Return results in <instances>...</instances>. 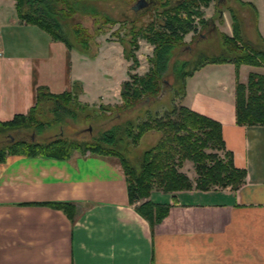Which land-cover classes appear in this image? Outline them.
<instances>
[{
    "label": "crops",
    "instance_id": "0c3cea01",
    "mask_svg": "<svg viewBox=\"0 0 264 264\" xmlns=\"http://www.w3.org/2000/svg\"><path fill=\"white\" fill-rule=\"evenodd\" d=\"M239 2L254 11L255 42L264 47V0ZM96 41V54H83L20 20L14 0H0V121L27 114L38 87L58 94L78 81L77 98L88 106L121 98L131 62L120 40ZM254 68L205 64L186 77L181 96L182 105L220 123L226 151L245 171L237 189L165 197L151 190L148 200L169 205L151 225L136 210L143 200L129 202L115 157L7 155L0 162V264H264V124L235 120L236 82L260 73ZM53 201L72 203L74 218L44 204Z\"/></svg>",
    "mask_w": 264,
    "mask_h": 264
},
{
    "label": "trees",
    "instance_id": "16d2710c",
    "mask_svg": "<svg viewBox=\"0 0 264 264\" xmlns=\"http://www.w3.org/2000/svg\"><path fill=\"white\" fill-rule=\"evenodd\" d=\"M14 1L20 20L37 25L49 33L53 39L61 40L69 47L75 46L59 32L64 26L63 20L68 17L64 14L65 5L72 6L75 11L79 8V4L83 5L86 1ZM198 1L203 2L204 5H207L208 2L207 0H183L181 3L174 4L171 0H162L161 8L155 12L154 18L144 22L142 27L135 24L129 26L127 34L129 39L127 38L126 41L123 38L120 39L124 57L130 60L131 64L128 80L121 84L122 104L119 109H125L136 104L142 97H155L159 93L161 72H163L169 55H171L175 45L179 46L183 43L184 35L195 28L193 25L194 16L201 15L200 11L196 9ZM182 12H184V16H181ZM104 22L115 23L109 18H105ZM200 22L203 24L205 21L200 19ZM96 26L94 29L99 32L100 27L96 28ZM138 36L153 45L152 55L149 58L150 66L143 75L130 72L139 66V60L135 55ZM222 41V49L224 50L222 54L227 53L230 56L221 55L203 59L196 62L189 70L185 69L188 62L179 65L176 72L180 79V83L176 87L177 94L183 95L186 77L205 64L232 62L236 67L241 64H260L254 59H248L247 54H243L245 53V45L239 42L241 39L235 24L233 35L222 34ZM78 42L82 46V50L86 52L93 44L90 38L87 40L85 36H79ZM126 43L129 46H126ZM77 48L80 51L81 48L78 46ZM256 54L261 59L264 58V50L260 49L256 51ZM80 91L81 87L78 81L73 83L70 91H63L58 94L48 92L44 87H38L36 102L29 112L27 114H15L10 120L0 121V134L5 135L12 130L22 128H32L34 132L40 131L42 127L50 123L42 119L46 112L45 106H51L50 111L53 112V116L63 115L64 112L79 116L87 111L83 119H92L97 116L95 110L89 108L87 104L77 102V95ZM47 102H51V104L48 105ZM235 120L239 125L264 124V76L249 74L246 84L236 82ZM134 128L137 131L136 134H134ZM148 130L158 132L160 137L152 148L144 151L140 158L141 167L136 170L123 153L117 150L115 144L121 141L122 136L130 138L133 135L134 138V136H139ZM111 132L106 134L108 138L99 137L94 142H78L62 137L38 142L25 139L16 140L11 137L12 140L0 147V162L7 155L67 159L74 151L84 153L86 150L97 154L116 155L125 169L129 202L133 204L143 200L136 206V210L151 225L161 222L169 208L167 204L153 203L148 200L153 187L156 186L163 192L191 189L192 182L188 176L177 169L184 161L192 163L197 174L194 187L199 190H209L211 187H230L235 190L244 181L245 171L234 166L232 154L225 149L220 123L183 105L172 106L161 115H155L151 121H143L135 126L131 123L123 126L116 125ZM112 143V147L109 146ZM20 147L22 148L20 149ZM44 204L62 210L71 220L75 216V206L70 202L53 201Z\"/></svg>",
    "mask_w": 264,
    "mask_h": 264
},
{
    "label": "rangeland",
    "instance_id": "374dc122",
    "mask_svg": "<svg viewBox=\"0 0 264 264\" xmlns=\"http://www.w3.org/2000/svg\"><path fill=\"white\" fill-rule=\"evenodd\" d=\"M84 1L86 2L83 5L79 4V8L75 11L72 6L68 4L65 5L66 9L64 14L68 17L63 20L64 26L59 30V32L67 37L71 44L76 47L78 46L79 48L82 47L78 42L79 36H85V39L87 40L90 38L93 44L90 46L89 50L86 52L81 48L80 52L87 55H94L96 54V51H98V47L95 43L96 40V42H99L100 44H104L105 41H119L121 38L126 41L129 36H127L130 28L129 26L131 24H135L136 26L142 27L144 22H148L150 18H154L156 14L155 12L161 8L160 3L162 0H156L155 6H153L150 10L147 9L141 12L140 14H135L130 8L134 2L133 0ZM207 1V5H204L201 1L197 2L196 9L200 11L201 15L194 16L193 25L195 28L184 35L183 43L179 46H174L171 55H169V58L167 59L163 72H161V81L159 82L160 90L155 97H142L136 104L126 107L125 109H119V106L122 104V99L118 97L115 100H111L112 104L98 103L96 105L88 106L97 113V116L92 119H83L87 111H84L79 116L70 112H64L63 115L58 114L53 116V112L51 113L50 111L51 106H45L46 112L42 116V119L49 121V124H46L40 131L36 132H34L32 128H22L12 130L10 133L5 135L0 134V147L12 140L11 137L16 140L25 139L38 142H46L59 137L78 142H94L99 137H103L105 139V137H107L106 134L112 133L111 130L116 125L123 126L131 123L135 126L141 124L143 121H151L155 115H161L172 106L182 105L181 95L176 93V87H178L177 85L180 83L179 74L176 73L179 65H183L184 62H188L185 69L189 70L196 62L203 59H210L211 57L221 55L224 57L230 56L227 53L222 54L224 53V50L222 49V32L226 31L232 36L234 24L237 26L238 33L240 35L241 41L239 42L245 45V53L243 54H247L249 57L248 59H254L260 63L259 65H250L255 67L254 70L260 73L250 72L249 74L264 76V58L261 59V57L256 54V51L260 49L264 50V47L257 46V41L255 42V34L252 28L254 22V11L252 8L248 5L240 3L239 0ZM181 16H184V12H182ZM105 18L114 20L115 23H106L104 22ZM200 19H203L205 22L202 24ZM97 22L98 25L96 26ZM95 26L96 28L100 27L99 32L97 29L95 31ZM88 33H90V36H88ZM248 41H251V43ZM136 45L139 67L130 72L143 75L149 69V58L152 55L153 45L149 44L141 36H138ZM126 46H129V44L126 43ZM240 48L242 49L241 46ZM240 50L239 52H241ZM120 61L123 64H126L125 62L130 64L131 62L130 60H126L125 62L122 60ZM128 77L129 76H127V78ZM77 102L84 104L80 102L78 98ZM49 103L51 104V102H47L46 104L49 105ZM134 132V134L137 133L135 128ZM159 137L160 134L158 132L148 130L139 136H134V138L133 135L130 136V138L122 136L121 141H118L115 145L117 150L123 153L130 164L134 166L136 170H139L141 167L140 158L142 154L144 151L152 148L158 141ZM112 145L113 143L111 145L109 144L111 147ZM22 147H20V149ZM84 154L104 157L112 156L120 162L119 157L116 155L97 154L89 150H86ZM22 156L32 157L26 155ZM120 165L122 166L121 162ZM177 169L188 176L192 182L191 189H184V191L188 190L194 193L201 191L194 187L197 174L190 161H184L181 166L177 167ZM123 170L125 173L124 168ZM151 190L155 191L153 192L154 197H157L158 193L156 192L161 191L156 186ZM209 190H213V187ZM164 193L165 194H162L164 197L166 196V193L172 194V192Z\"/></svg>",
    "mask_w": 264,
    "mask_h": 264
},
{
    "label": "water",
    "instance_id": "95a60500",
    "mask_svg": "<svg viewBox=\"0 0 264 264\" xmlns=\"http://www.w3.org/2000/svg\"><path fill=\"white\" fill-rule=\"evenodd\" d=\"M146 1L145 0H137L134 4H132V6H131V10H133V11H137V10H139V9H141V8H143V7H145L147 4L145 3ZM182 2V0H180V3ZM153 3H155V0H152V3H150V5H147V7H146V9H148V8H150V6L153 4ZM145 9V10H146ZM144 10V11H145ZM89 130H90V128H89Z\"/></svg>",
    "mask_w": 264,
    "mask_h": 264
},
{
    "label": "flooded vegetation",
    "instance_id": "af4514ba",
    "mask_svg": "<svg viewBox=\"0 0 264 264\" xmlns=\"http://www.w3.org/2000/svg\"><path fill=\"white\" fill-rule=\"evenodd\" d=\"M134 2H133V4L137 1V0H133ZM146 2V4L147 5H150V3H152V0H145ZM172 1V3H174V4H178V3H180V0H171ZM183 1V0H182ZM155 4H156V0H155V3H153L151 6H150V8H148L149 10L153 7V6H155ZM147 5L145 6V7H143V8H141V9H139V10H137V11H133L135 14H140L141 12H143L145 9H146V7H147ZM132 6V5H131ZM131 6H130V8H131ZM147 10V9H146Z\"/></svg>",
    "mask_w": 264,
    "mask_h": 264
},
{
    "label": "built area",
    "instance_id": "2783aa9c",
    "mask_svg": "<svg viewBox=\"0 0 264 264\" xmlns=\"http://www.w3.org/2000/svg\"><path fill=\"white\" fill-rule=\"evenodd\" d=\"M2 54V47L0 46V55Z\"/></svg>",
    "mask_w": 264,
    "mask_h": 264
}]
</instances>
